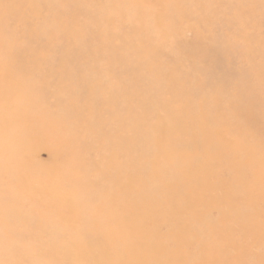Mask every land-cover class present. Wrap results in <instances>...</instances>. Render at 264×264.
<instances>
[{
    "label": "rangeland",
    "instance_id": "1",
    "mask_svg": "<svg viewBox=\"0 0 264 264\" xmlns=\"http://www.w3.org/2000/svg\"><path fill=\"white\" fill-rule=\"evenodd\" d=\"M0 264H264V0H0Z\"/></svg>",
    "mask_w": 264,
    "mask_h": 264
},
{
    "label": "bare ground",
    "instance_id": "2",
    "mask_svg": "<svg viewBox=\"0 0 264 264\" xmlns=\"http://www.w3.org/2000/svg\"><path fill=\"white\" fill-rule=\"evenodd\" d=\"M162 143H163V142H162ZM162 143H161V144H162ZM159 144H160V142H159ZM161 144H160V145H161ZM163 144H165V143H163ZM155 156H156V155H155ZM150 174H151V173H150ZM157 196H158V195H157ZM144 213H145V212H144ZM72 254H73V253H72ZM70 257H71V256H70ZM73 258H74V257H73ZM72 261H73V260H72ZM105 261H106V259H105ZM73 263H74V262H73Z\"/></svg>",
    "mask_w": 264,
    "mask_h": 264
}]
</instances>
